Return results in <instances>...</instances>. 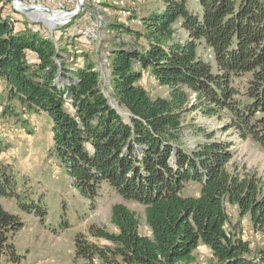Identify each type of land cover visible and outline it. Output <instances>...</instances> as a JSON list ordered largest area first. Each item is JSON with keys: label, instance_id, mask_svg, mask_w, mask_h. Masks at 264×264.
I'll list each match as a JSON object with an SVG mask.
<instances>
[{"label": "trees", "instance_id": "trees-1", "mask_svg": "<svg viewBox=\"0 0 264 264\" xmlns=\"http://www.w3.org/2000/svg\"><path fill=\"white\" fill-rule=\"evenodd\" d=\"M157 2L143 15L128 10L136 29L103 22L117 39H131V45L107 40L105 71L86 51L78 53L83 44L59 45L27 26L14 30L0 8L1 116L24 129L21 112L45 116L50 155L91 210L104 186L123 201L110 210L116 232L92 224L87 235L75 234L72 264H193L200 245L216 264H264V247L253 251L236 226L228 229L226 210L236 206L264 236L261 179L230 164L234 141L184 121L191 112L225 121L224 133L264 148V0ZM145 73L168 89L167 97L149 96ZM104 77L117 108L105 95ZM237 79L245 80L241 87ZM188 136L203 141L190 149ZM17 178L0 163V259L7 264L22 260L13 237L24 224L2 201L41 219L49 209L42 194H20ZM190 184L198 195L185 193ZM126 203L143 208L150 236L140 233L138 213Z\"/></svg>", "mask_w": 264, "mask_h": 264}, {"label": "rangeland", "instance_id": "rangeland-1", "mask_svg": "<svg viewBox=\"0 0 264 264\" xmlns=\"http://www.w3.org/2000/svg\"><path fill=\"white\" fill-rule=\"evenodd\" d=\"M13 0H6L1 8L3 16L12 12ZM28 2L27 0H22ZM79 0L67 9L75 10ZM118 0H96L93 6L88 7L83 13H78L76 19L70 24L63 26L52 33L53 41L59 45H65L73 41L75 44H83V38L77 34L80 29L95 26L99 41L91 42L90 46L77 47L79 51L86 53L97 63V66L104 70L106 59L110 51L108 39L114 43L124 42L130 44V36L125 34L121 39H117L114 32L104 30V21L108 24L110 21L122 23L123 25L136 29L139 27L135 21H130L126 14L128 10H137L139 15L145 14L150 9L157 7V0H120L122 4L117 6ZM79 3V2H78ZM105 10V14L104 11ZM102 11V12H101ZM56 14V13H55ZM56 17V16H55ZM43 26V25H42ZM38 26L32 27L38 30ZM71 33L74 36H67ZM77 35H76V34ZM46 35V34H45ZM69 35V34H68ZM181 37V33H179ZM43 36V35H42ZM72 49L71 47L68 48ZM83 59L76 58L75 65H81ZM72 63V59L69 60ZM71 64L72 67L75 65ZM245 80H235V85L241 87ZM142 86L145 88L151 98L167 97L168 89L161 87L153 77L145 73L142 80ZM105 95L111 104L117 108L114 97L108 86L107 77L103 78ZM0 95L1 89H0ZM67 109L70 108L67 106ZM120 114L125 115L123 110H118ZM19 112V110H18ZM2 109L0 107V140L5 148L0 151V163L9 164L16 171L19 181L20 194L24 191L42 194L46 205L49 207L47 216L42 219L32 214H25L18 209L14 201H2V206L10 213L17 215L23 222V229L14 235L13 245L16 252L21 256L20 264H72L74 258V236L76 233L87 235V229L90 225L106 228L109 232H116V229L110 224V210L112 205L123 203L122 199L110 192L107 186L101 191V196L96 202L94 210H91L87 202L73 195L68 182L64 177L63 171L55 159L50 155L52 147V135L49 123L44 115H30L20 113V117L27 120V129H24L21 123L14 119L2 118ZM186 124L195 123L202 126L208 132H216V139L234 141L232 148L233 158L230 164L237 167H246L257 173L264 187V148L251 141L240 142L236 139L233 131L224 133L223 124L225 121H218L216 118H203L197 112L187 113L184 117ZM29 130V131H28ZM188 148L195 147L197 141L202 142V136H188ZM199 187L196 184H190L185 193L189 195H198ZM32 195V196H34ZM36 198V197H35ZM126 205L136 211L140 221V233L147 235L149 232L145 224L143 208L134 203ZM229 217L228 229L236 226L241 237L248 241L253 251L264 247V236L252 229L249 216L241 217L238 209L233 205H226ZM98 244H104V241H97ZM193 264H216L211 251L204 245H200L194 252ZM1 264H7L3 258ZM95 264H100L96 262ZM120 264V263H119Z\"/></svg>", "mask_w": 264, "mask_h": 264}, {"label": "built area", "instance_id": "built-area-1", "mask_svg": "<svg viewBox=\"0 0 264 264\" xmlns=\"http://www.w3.org/2000/svg\"><path fill=\"white\" fill-rule=\"evenodd\" d=\"M24 2L22 0H13L12 12L7 13L5 17L14 30H19L21 28L38 26V31L46 39H51L53 41V35H47L52 33L53 30L59 31L63 26H66L73 22L78 13H83L88 9V7L93 6L96 0H79L77 2L75 10L68 11V7L74 3V0H27ZM5 0H0V7H3ZM117 6L122 4V1L118 0L116 2ZM102 12V11H101ZM105 14V10L103 11ZM57 20L52 21V15L55 16ZM128 15V12H123ZM52 22L53 24H49ZM43 25V26H42ZM46 34V35H45ZM69 34V35H68ZM76 34V33H75ZM77 34L83 38V46H90L91 42L99 41V36L97 35V28L95 26L88 27L85 29H80ZM76 34V35H77ZM67 36H74L71 33H67ZM109 58L106 59L105 70L109 66Z\"/></svg>", "mask_w": 264, "mask_h": 264}, {"label": "bare ground", "instance_id": "bare-ground-1", "mask_svg": "<svg viewBox=\"0 0 264 264\" xmlns=\"http://www.w3.org/2000/svg\"><path fill=\"white\" fill-rule=\"evenodd\" d=\"M55 16H56V14H55ZM55 16L52 15V21L57 20V18H56ZM48 23H49V24H53L52 22H48Z\"/></svg>", "mask_w": 264, "mask_h": 264}, {"label": "crops", "instance_id": "crops-1", "mask_svg": "<svg viewBox=\"0 0 264 264\" xmlns=\"http://www.w3.org/2000/svg\"><path fill=\"white\" fill-rule=\"evenodd\" d=\"M150 234H151V233H150V231H149L148 234H147V236H150Z\"/></svg>", "mask_w": 264, "mask_h": 264}, {"label": "water", "instance_id": "water-1", "mask_svg": "<svg viewBox=\"0 0 264 264\" xmlns=\"http://www.w3.org/2000/svg\"><path fill=\"white\" fill-rule=\"evenodd\" d=\"M81 3H79V6H80Z\"/></svg>", "mask_w": 264, "mask_h": 264}]
</instances>
